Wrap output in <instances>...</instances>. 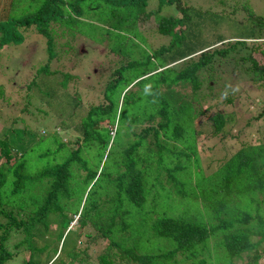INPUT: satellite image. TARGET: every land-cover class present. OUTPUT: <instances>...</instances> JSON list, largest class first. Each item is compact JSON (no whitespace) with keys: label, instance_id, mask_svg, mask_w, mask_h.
Listing matches in <instances>:
<instances>
[{"label":"trees","instance_id":"obj_1","mask_svg":"<svg viewBox=\"0 0 264 264\" xmlns=\"http://www.w3.org/2000/svg\"><path fill=\"white\" fill-rule=\"evenodd\" d=\"M29 1L20 0L33 7L24 19L0 11V60L18 50L16 30L21 34L35 24L48 37L47 59L53 61L55 25L65 33L64 24L76 23L92 8L106 10V18L94 25L104 32L103 44L121 58L99 75L102 102L85 110L74 87L68 91L72 96L64 91L76 100L78 119L45 108V100L52 102L49 94L33 86L43 66L26 81L19 110L39 103L38 112L53 116L43 117L38 130L23 126L24 115L18 114L13 125L23 130L0 137V264L22 252V264H39L43 257V264L65 258L64 264H89L90 245L99 241L105 246L98 264H264V123L259 121L264 100L255 105L258 114L252 111L233 134L237 106L247 98L240 105L235 101L246 90L226 85V77L216 80L225 84L218 91L212 84L213 73H227L218 67L221 60L237 56L234 66L249 62L241 72L264 89V64L254 56H264L262 7H254L253 0ZM141 17H153L155 27L140 29ZM147 38V59L131 60L127 49L143 48L138 44ZM45 68L50 80L77 77L49 64ZM205 74L211 75L207 84ZM118 78L127 84L116 95ZM8 85L0 82L1 99H9ZM204 99L210 106L204 108ZM229 105H235L230 112L220 108ZM49 118L80 132L76 148L46 127ZM252 132L262 137L252 140ZM22 133L34 138L24 148L23 140L14 146ZM203 134L237 141V149L209 174L198 150Z\"/></svg>","mask_w":264,"mask_h":264},{"label":"rangeland","instance_id":"obj_2","mask_svg":"<svg viewBox=\"0 0 264 264\" xmlns=\"http://www.w3.org/2000/svg\"><path fill=\"white\" fill-rule=\"evenodd\" d=\"M24 4H30L29 0H22ZM195 3H198L199 0H194ZM205 1V0H204ZM254 7H262L258 13L264 14V0H253L252 1ZM209 3H207L208 5ZM27 5V6H28ZM204 8H207L206 5L203 6ZM12 8V9H11ZM208 9V8H207ZM0 11L7 12L11 17H16L20 19H24L27 17L28 14H30L33 11V7L30 9H27L23 5H20L19 2L14 0H0ZM105 9H99V8H92L87 9L83 11V16H81L80 20H76V23H66L64 24V31L63 33L62 28H59L58 25H55V35H54V43L57 55L56 58H54L53 61L49 62L47 59V39L44 34H41L38 32L37 26L35 24L31 25V29L26 31L25 28L21 29V34L19 28L16 30V35H21V43L18 45H15L14 48H17L15 52L13 51L12 54L9 57H3L0 60V82L8 81V89L7 94L4 96V99L0 98V137L3 136L5 132H10L13 128H15L16 132H20L23 130V127H14V119L17 117V115H24V122L23 126H32L34 129L40 130L39 127H42L45 125L41 122L43 117H52V112L54 116H62L67 118L68 120L71 119H78L79 113L75 114L73 112V103L76 101L72 95H74L73 92H68L70 90L76 89L79 95L81 94L84 98L83 107L85 110L89 105H96L100 102H102V95L105 94V88H103V91L101 92L98 87V78L99 75L102 72H105L106 70L109 71L110 62L112 60L119 61L121 57L113 56V54L116 55L114 52L109 51V47H107L104 43V32L97 26L94 25L98 22H100V19L104 18L106 13ZM106 18V17H105ZM104 24V23H103ZM102 25V24H100ZM140 29H143L146 31L148 28L155 27L154 18L150 17L149 19H143L141 17V20L139 22ZM235 28V27H234ZM78 29V30H76ZM74 30V31H73ZM78 32V33H75ZM60 34V35H59ZM68 34L72 37L71 38H63V35ZM60 36V37H59ZM104 36V37H103ZM132 36V35H131ZM63 38V39H62ZM63 42V43H62ZM146 42V43H145ZM145 42H139V46H143V48H136V49H127V54H129L131 60H134V58H137L138 60L141 59H147V54H149V51L147 49V44L151 43L150 38H147ZM120 45V44H118ZM123 46V45H122ZM9 49H11V46H8ZM13 48V47H12ZM126 49V46L124 47ZM59 49V50H58ZM58 50V54H57ZM33 51V52H32ZM105 52H109L108 55H104ZM14 53V54H13ZM134 53V54H133ZM240 52H238L236 55H238ZM118 52V56H119ZM254 56H258L260 63L264 64V56L261 55L260 52H256ZM237 56L232 57L228 56L221 60V62L218 64V67L225 70L227 73H220V74H214V80L212 82L214 89L213 91H218L217 89L220 87H224L226 85H236L240 86L237 88L241 90H246L245 92H242V97L238 101H235V105H238L239 102L242 100V103H244L243 98L245 99V104L243 107L237 106L238 111L240 112L237 115V119L239 123H236V126L232 127V133L236 134L238 132V129L240 127H244L248 119L252 116V111L255 115L258 114L260 111V108H255L256 103L259 101L260 98L264 100V89L257 88L251 84V82L246 80V77L241 72L242 68L247 63L241 62L240 68L234 66V60ZM50 65L53 69H59L64 71H72L74 72L77 77L74 79L71 78L69 81H63L64 78L62 76H55L54 79L50 80L48 78L47 73H44V68ZM106 65V66H104ZM43 66L41 72L38 73V78L35 83H33V86L39 91L43 92L45 94H49L51 101L45 100L46 105L45 108L50 111V107L53 109L52 112L47 113L46 116L43 111L38 112L37 110V104H33L30 106L29 110L27 112H22L19 109L23 105V100L19 99L21 98L22 94L27 90V84L26 81H32L35 77H37V69L39 67ZM46 69V68H45ZM25 70V73L22 71ZM26 70H30L27 72ZM238 70V71H237ZM129 73H125V78L128 79ZM210 74L208 75H202V78L206 82H208V79L210 78ZM221 77H226L225 79L227 82L224 84L219 80ZM1 78H4L6 80H3ZM95 78L96 81V87L93 86V79ZM130 79V78H129ZM215 81V82H214ZM117 82V89H116V95L119 90L124 88L127 84L126 80L123 81L119 78L116 80ZM99 88V89H98ZM204 88L206 90V86L204 85ZM19 90V91H18ZM71 93V96L66 93ZM77 95V93L75 92ZM250 94V96H249ZM252 94V95H251ZM79 100L81 98L77 96ZM204 108L210 106V99H204ZM235 105H229L228 107H220L223 110H226L227 112H230L231 109L234 108ZM240 105V104H239ZM216 107H212L211 110L215 109ZM210 110V109H209ZM209 110L207 114L202 115V117L198 120L199 123H201L203 120L206 119ZM18 111V113H17ZM56 121L47 120L46 127L51 130H56L59 132V134L62 136L64 142L67 143L68 148H76L77 147V139H81L82 135H79L80 132L78 130H75L72 125L61 127L60 122L55 119ZM259 121L263 125L264 123V117L259 118ZM78 122V121H77ZM76 122V123H77ZM69 122H67L68 124ZM20 124V123H18ZM255 125L257 123L254 122ZM12 125V126H11ZM18 126V125H16ZM21 126V125H20ZM72 126V127H71ZM230 127L229 124H227L226 128L228 129ZM14 131V133H15ZM18 136V134H17ZM206 135H200L199 137V152L200 157L202 158V167L205 172V174L211 173L212 170H215V167L218 165V162L225 157H228L235 149H237L236 139H232L230 137H214V138H206ZM252 140L255 138L262 137L260 134H256L255 132H252ZM256 136V137H255ZM37 137V135H36ZM35 137V138H36ZM34 138V135L31 133H22L20 137H16L17 140H14V146L18 147L20 145L21 140H23V147H26L27 144L32 141ZM245 139V138H243ZM21 147V145H20ZM224 148V149H222ZM75 224V222L73 223ZM9 242V241H8ZM9 244L13 245L14 241H10ZM61 246V244H60ZM105 246L104 241H99L95 245H90V258H89V264H98V261L96 259L97 254L102 250V248ZM12 248V247H11ZM26 255V254H25ZM24 252L20 253L17 258L14 260L8 261L6 264H22V259L24 258ZM67 258L61 259L59 262L54 261L53 264H64ZM264 262V256L263 259H261ZM44 257L41 259V262L39 264H43ZM81 264V263H78Z\"/></svg>","mask_w":264,"mask_h":264}]
</instances>
